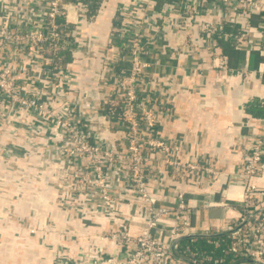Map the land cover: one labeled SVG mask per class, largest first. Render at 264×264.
Here are the masks:
<instances>
[{"label": "built area", "instance_id": "2783aa9c", "mask_svg": "<svg viewBox=\"0 0 264 264\" xmlns=\"http://www.w3.org/2000/svg\"><path fill=\"white\" fill-rule=\"evenodd\" d=\"M43 2L38 15L40 22L33 24L32 28L16 20H6L5 15L10 18L15 12L13 6L5 10L0 7V18L3 20L0 25V131L4 130L3 126L7 128L11 125L17 133L22 129L26 132L23 127L29 129L33 123L24 121L20 126L14 125L17 108L31 112L28 114L30 119L40 126L45 124L50 129L48 138L55 140L54 153L62 159L57 166V176L63 180L66 194L71 198L84 194L94 204L115 212V228L107 235L118 243L131 245L129 257L121 260L114 255L97 254L88 264H187L172 256L170 241L182 234L217 232L223 227L191 224L190 205L182 190L173 189L176 205L165 204L161 202L165 184H152V176L156 170L171 172L172 168L182 179L197 178L198 175L214 176L217 171L199 160L181 159L173 153L174 147L160 135L158 127L165 113L162 110L165 94L164 90L161 93V88H157L161 85L157 83L159 73L144 55L151 42L164 37L169 31L181 54L206 51L199 58L193 57L194 69L204 66L241 77L255 72L261 75L264 73L262 63L256 70L245 64L242 67L229 66L228 57L218 39L224 37L232 41L236 49L264 52V0H171L158 8L155 0H122L115 9L120 22L119 32L116 33L120 44L119 56H105L104 69L95 77L98 88L112 84L111 93L106 97L110 100L108 109L106 112L102 109L106 113L104 116L110 115V111L117 107L121 111L120 117L111 114L118 123L115 131L120 134L113 140L98 137L88 127V118L77 113L76 101L68 95L71 88L69 69H63L53 57L45 62L52 65L53 72H43L42 86L30 89L22 84L29 74L28 69L36 68L33 59L34 64L30 61L29 68L23 66L26 49L38 58L35 52L43 53L45 50L41 43L48 42L46 50L52 55L59 48L69 47L78 51L84 44L78 39V20L69 17L66 2ZM101 3L100 6L104 4ZM100 6L97 12H100ZM252 16L258 20L255 27L250 26ZM224 23L240 26L236 33H231L222 31ZM252 29H258V36L252 34ZM148 30H152L151 34L144 35ZM192 32H198V38L191 39ZM112 64H121L113 81L105 74ZM40 67L43 69V66ZM18 74L22 77H17ZM152 79L154 84H151ZM163 80L161 86L168 88L171 84L169 74ZM46 82H55L56 85L45 91ZM85 96L89 94L85 93ZM159 96L161 107L157 106ZM254 98L264 104L263 93H255ZM252 120L254 134L249 139V145L241 149V169L236 171L242 183L240 200L233 203L238 208L237 222L233 226H224L236 242L244 245L242 249H238L236 243L231 246L237 255L235 260L241 259L240 264H264V189L253 181L264 176V115L255 116ZM22 150L12 142H0V154L7 155V158H23L33 152L26 146H22ZM34 150L42 151L41 147H34ZM113 165L114 171L109 170ZM115 180L121 183L124 193L130 192L144 204L141 213L133 212L127 216L117 213L122 212L115 206L121 191L116 188ZM170 214L172 218L162 228L163 234L156 235L155 231L160 228L158 223ZM135 223L141 224L138 230L131 229ZM56 264L71 263L66 258Z\"/></svg>", "mask_w": 264, "mask_h": 264}, {"label": "crops", "instance_id": "0c3cea01", "mask_svg": "<svg viewBox=\"0 0 264 264\" xmlns=\"http://www.w3.org/2000/svg\"><path fill=\"white\" fill-rule=\"evenodd\" d=\"M64 1L69 9V17L78 20V39L84 44L78 51H69V60L62 62L58 58L57 64L69 69L71 88L68 95L76 101L77 113L88 118V127L98 137L113 140L120 136L115 131L118 123L113 120V115L104 116L110 102L106 97L111 93L112 84L98 88L95 77L104 69L105 56H119L120 44L116 33L119 32L117 28L120 22L115 9L122 0ZM78 1L82 5L77 4ZM100 2L104 4L100 6ZM43 3V0H0V7L5 10L13 6L16 10L10 18L5 15L6 20H16L32 28L33 24L40 22L38 15ZM99 6L101 10L97 12ZM1 24L3 20L0 18ZM250 26H257L255 16ZM151 31H146L144 35H150ZM252 34L258 36V29H252ZM198 36V32L190 34L191 39ZM173 38V34L167 31L164 37L148 45L144 55L146 60L153 63L155 72L159 73L157 83L163 85V77L167 74L171 78L168 88L157 85L161 93L164 90L165 94L162 100L164 106L161 105L160 96L157 102V106H162L165 111L158 127L159 132L174 147L175 155L181 159L199 160L213 167L217 173L214 176L198 175L197 178L182 179L173 168L171 172L160 169L154 172L152 184H165L161 202L171 206L177 203L172 195L173 189L182 190L190 205L188 212L191 224L201 227L221 226V230L211 233L229 234L230 231L224 226H233L237 222L238 208L233 203L240 200L242 191L237 174L241 169V149L249 145V139L254 134L252 118L264 115V107L258 106L254 98L257 92L264 94V73L243 74L241 77L216 68L202 66L201 69H194L193 57L199 58L206 51L181 54ZM25 51L23 66L29 68L28 63L32 61L34 64L36 61V68L28 69L29 74L22 84L30 89H38L44 84V73L53 72L52 65L45 64L52 54L46 49L43 53L35 52L38 58L33 61L31 51ZM231 53L228 55L232 67L245 64L256 70L262 63L264 69V62L255 60L254 51L240 49ZM261 54L264 55V52ZM120 66L112 64L105 71L109 80L113 81ZM17 77L21 78L22 74ZM151 84H154L153 79ZM45 85V91H48L56 83L46 82ZM85 93L89 96H85ZM21 113L17 115L14 125L20 126L24 121L33 123L34 127L29 129L23 127L31 137L26 133H17L11 125L0 131V137L11 141L27 137L29 145L26 147L38 145L37 148L41 147L42 151L36 152L33 148L32 154L22 160L12 158L6 161L10 166L3 164L5 160L0 161V176L7 179L4 181L7 184L0 187V264H56L66 258L71 264H88L97 254L114 255L121 260L128 258L131 245L118 243L107 235L115 228V212L94 204L84 194L73 198L66 194L63 180L57 176V166L62 159L54 153L55 140L47 136L50 129L45 124H35L28 115ZM32 139L33 142L29 141ZM35 140L39 142L34 144ZM45 140H48L47 143ZM12 143L22 150V144ZM114 169V165L109 167V170ZM253 181L264 189V176ZM116 185L121 195L115 206L122 211L117 213L122 216L141 213L144 204L138 197L130 192L124 193L121 183ZM170 218L171 214L158 223L160 228L155 231L156 235L163 232L162 228L169 224ZM140 225L135 223L131 229L138 230ZM196 237L200 236L190 238Z\"/></svg>", "mask_w": 264, "mask_h": 264}, {"label": "trees", "instance_id": "16d2710c", "mask_svg": "<svg viewBox=\"0 0 264 264\" xmlns=\"http://www.w3.org/2000/svg\"><path fill=\"white\" fill-rule=\"evenodd\" d=\"M171 0H155V6L160 7L164 3L169 2ZM251 21H253V16L251 17ZM258 20H256L257 24ZM239 24H233L230 25L228 23H224L222 25V31H227L231 33H236L238 31V26ZM219 44L225 52V54L228 57V64L229 63V53L232 51L240 50L236 49L232 45V41L221 37L218 39ZM42 47L44 46V49H46V46H48V42L46 43H41L40 44ZM71 49L69 47L67 48H59L55 54H53L51 57L54 59L58 60L61 59L62 62H65L66 60H69L70 58V51ZM254 51V56L255 60H262L264 62V55L261 54L262 52L260 50H252ZM232 54V53H231ZM230 66V65H229ZM257 104L258 106H263L264 104H261L258 99ZM108 109V108H107ZM253 110V108H251ZM111 114L120 117L121 111L120 108L114 109L110 111ZM236 238L232 237L231 234H213L210 237H196V238H183L180 239L175 247L174 251L179 254L186 256L187 258H190L191 260H194L198 264H211V263H216V264H233L235 262V258H237V255L234 251L231 250L232 243H236V247L238 249L243 248V243H238L236 242ZM240 264V263H236Z\"/></svg>", "mask_w": 264, "mask_h": 264}, {"label": "rangeland", "instance_id": "374dc122", "mask_svg": "<svg viewBox=\"0 0 264 264\" xmlns=\"http://www.w3.org/2000/svg\"><path fill=\"white\" fill-rule=\"evenodd\" d=\"M40 46H41V45H40ZM41 47H42V46H41ZM43 48H44V46H43ZM35 59H36V57L34 56V59H33V60H35ZM22 63H23V62H22ZM17 110H18V114H19V112H20V113L22 112L21 114L24 113V114H26V115H28L29 113H31V112L28 113L27 110H24V109H23V110H22V109L20 110V108H17ZM5 114H6V110H5ZM5 114H4V115H5ZM0 126H1V125H0ZM31 126L34 127L33 124H31ZM3 127H6V126H3ZM0 128H1V127H0ZM21 132H22V134H25V133H26L23 129L20 130V133H21ZM26 134H28V132H27ZM28 135H29V138H30V137H31L30 134H28ZM29 138H28V139H29ZM32 138H33V137H32ZM28 139H27V137L21 138V140H20V139L17 140L16 138H14L13 141H11V140H8V139H2V138L0 137V142H1V143H5V142H6V143H7V142H9V143H10V142H14V143H16V144H17V143H20V144H22L23 146H28V145H29V144L27 143ZM24 140H26L25 143H24ZM29 141H32V142H33V139H32V140H29ZM37 142H39V140H35L34 144H36ZM32 146H34V145H32ZM37 146H38V145H35L36 148H37ZM26 148H28V150H30V149H33L34 147H32V148L26 147ZM23 150H24V149H23ZM23 150H21V151H23ZM31 151H32V150H31ZM23 158H24V157H23ZM23 158L20 157L19 160H22ZM10 159H12V158H11V157H10V158H7V155L0 154V161L5 160V162L3 161V162H4L3 164H7V165L10 166V164H9L8 162H6V161H9ZM15 159H16V158H15ZM57 175H58V174H57ZM2 179H3V178L0 176V183H1V184H0V187H2L3 185H6V184H7V182H4V181H7V179H5V178H4L3 180H2Z\"/></svg>", "mask_w": 264, "mask_h": 264}, {"label": "water", "instance_id": "95a60500", "mask_svg": "<svg viewBox=\"0 0 264 264\" xmlns=\"http://www.w3.org/2000/svg\"><path fill=\"white\" fill-rule=\"evenodd\" d=\"M219 233H222V232H219ZM208 235H213L212 233H203V232H193V233H186V234H182V235H179L177 236L176 238H173L171 241H170V244H169V249H170V252L172 254V256L178 260H181V261H184L186 262L187 264H196L194 261H192L190 258H187L183 255H179L177 254L175 251H174V247L176 245V243L180 240V239H183V238H189V237H194V236H208ZM241 259H237L235 260L234 264L240 262Z\"/></svg>", "mask_w": 264, "mask_h": 264}]
</instances>
